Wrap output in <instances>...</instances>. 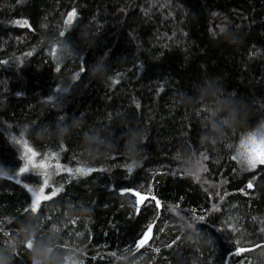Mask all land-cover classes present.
I'll list each match as a JSON object with an SVG mask.
<instances>
[{"label": "trees", "instance_id": "1", "mask_svg": "<svg viewBox=\"0 0 264 264\" xmlns=\"http://www.w3.org/2000/svg\"><path fill=\"white\" fill-rule=\"evenodd\" d=\"M73 10L63 39L75 55L58 66L48 38L59 37ZM223 27L236 43L221 34ZM96 63L107 71L102 80L91 75ZM209 78L251 102L249 124L264 116V0H0V170L12 177L0 179V248L33 221L37 239L53 224H66L58 247L82 248L84 264H125V255L127 264H264V165L244 171L232 159L243 127L216 145L204 141L207 113L182 102ZM61 81L71 84L64 112L82 126L63 140L41 138L36 132L62 114L42 98ZM24 124L31 126L25 139L39 153L37 163L56 154L48 163L75 168L90 161L97 169L73 178L49 168L44 194L62 191L37 213L24 209L32 202L29 189L42 187L45 177L32 168L16 176L24 148L9 141ZM129 126L146 133L142 162L131 173L119 149L108 156L83 151L89 129L119 136ZM191 153L208 169L199 181L185 172ZM133 192L147 198L136 203ZM182 217L200 232L197 244L185 239ZM149 224V240L137 249ZM237 247L251 250L236 255ZM12 264H28L24 245Z\"/></svg>", "mask_w": 264, "mask_h": 264}, {"label": "clouds", "instance_id": "2", "mask_svg": "<svg viewBox=\"0 0 264 264\" xmlns=\"http://www.w3.org/2000/svg\"><path fill=\"white\" fill-rule=\"evenodd\" d=\"M67 30H62L59 37L48 38L50 48L56 49V55L53 57L56 64L59 66L66 60H73L75 53L72 45L68 40L63 39ZM61 32L65 34L62 36ZM221 34L225 35L230 42L236 43L235 35L228 31L226 27L221 28ZM79 38L87 39V34L81 33ZM108 53L98 58L100 61L105 60ZM106 70L101 63H96L91 67V75L96 79H103ZM78 76L75 78L77 79ZM74 79V78H73ZM71 96V84L61 83L55 85L52 93L42 98L44 103L50 105L54 111L61 110L62 114L48 125H45L36 132V135L44 138L45 136H56L63 140L68 137L74 130L81 127V119L79 117L69 118L64 109L67 106V97ZM182 102L189 104H200L203 110L207 113L205 117V131L203 132V140L216 145L221 141L226 140L231 133H235L238 129L244 128V132L240 135L239 146L233 150L232 158L240 168L244 171L250 170V165L247 163L245 156L240 153L245 150L241 148V144L249 138L254 141H259L264 137V116H260L254 124H249L252 119L253 106L250 101L243 97H238L235 91H227L220 83L219 78H209L203 83L196 86V95L185 96ZM31 133V126L24 124L18 128L15 134H11L9 141L13 146L18 145L15 141H24L26 136ZM146 140V133L143 129L137 126H129L124 132L116 136L115 133L102 135L100 130L89 129L82 135V148L84 152L108 156L118 149L121 150L128 158L129 163L126 165L132 167V171L140 165L141 154L144 151L142 145ZM229 147L233 146L229 144ZM186 165L185 172L188 175L195 176L198 170L202 167L203 159L195 153H191L187 159L183 161ZM90 161H85L84 165L89 167ZM92 168V167H89ZM9 172L0 170V179H11ZM71 212L87 213L89 209L80 207H70ZM181 225L185 233V239L193 244H197L198 237L201 238L200 232L196 229L195 224L184 220ZM191 225V227H189ZM66 224H53L48 235L44 239H37L38 224L29 221L22 224L20 231L15 236H10L5 247L0 248V264H12L13 257L18 248L24 245L28 254V264H84L81 259L83 254L82 248L69 246L65 249L62 246L58 247L61 232ZM21 235L23 238H21ZM206 243H211L209 239ZM28 245H31L29 247ZM116 260L121 261L116 252L111 254ZM264 255V253H262ZM125 264L128 257L125 255Z\"/></svg>", "mask_w": 264, "mask_h": 264}, {"label": "snow or ice", "instance_id": "3", "mask_svg": "<svg viewBox=\"0 0 264 264\" xmlns=\"http://www.w3.org/2000/svg\"><path fill=\"white\" fill-rule=\"evenodd\" d=\"M77 13L75 10L69 12L67 14V19H65L64 24H65V30H67V26L71 25L73 23V20L75 19ZM18 24H20L21 22H17ZM21 26H28V22L27 20H24L22 22ZM65 33L61 32V35L63 36ZM53 57L56 55V49L53 48L51 50L50 53ZM26 55L30 56L32 55L31 52L27 53ZM74 79L76 77H73ZM115 82V81H114ZM17 144H22L23 148H24V154L22 159L24 160V164L23 166L19 169V171L15 174L16 176H21L24 173H28L30 168L32 169H39L42 170V175L45 177L43 180V186L40 188H30L29 191L32 193V202L30 205V208H25L24 211H31V213H37L38 209L41 207V202L42 201H48L51 200L53 197H55L57 195V193L62 191V187H57L54 188L51 192V195H45L44 191L45 188H47L49 186L50 183V179L51 176L53 175V173H50L48 171L49 168L55 167L56 172H67L69 173L73 178L76 177H83V176H88L90 173H93L95 171H97V169L95 168H89L86 167L85 165H80L78 167L75 168H70V167H63L61 164H59L58 162L55 165H52L50 163H48L49 160H58V156L56 154H50L47 157H44L43 160L39 163L36 162V157L39 155V153L34 150L31 146H29L28 142L26 140L24 141H15ZM241 148H243L245 151L240 153L242 156H245L247 159V163L250 165V170L256 169L257 165H264V137H262L259 141H254L253 139L249 138V140L242 142ZM205 159H207V157H205ZM232 159H235V157H233ZM128 171L129 173L132 172V167L128 166ZM208 169L202 165V167L198 170V174L195 175V179L196 180H200L201 179V173L202 172H207ZM205 183H207V181H204ZM253 184L252 182H249L247 185V188H252ZM123 194V193H122ZM133 195L138 197V200L136 201V203H143L144 200L147 198L146 196L140 195L139 193L133 192ZM153 200H156V206L157 207H161V202L159 200H157L154 196L152 197ZM221 199H223V197L221 196ZM179 209V205H176L172 210L173 211H177ZM214 211H218L219 208L215 207L213 208ZM137 213L140 211L139 208L136 209ZM197 220H204L205 218L203 216H197L194 217ZM189 227H191V225H189ZM152 228L153 225L149 224L147 227V231L144 233L143 238L140 239L137 244H136V248L140 249L141 247H143L149 240L150 234L152 232ZM233 231H238V229L233 228ZM262 231H264V229H262ZM237 245L240 244V241L237 240L236 241ZM29 247H31V245H28ZM251 249L248 248H244V247H237L236 249V255H239L242 252H246V251H250ZM156 251H158V249H156Z\"/></svg>", "mask_w": 264, "mask_h": 264}, {"label": "rangeland", "instance_id": "4", "mask_svg": "<svg viewBox=\"0 0 264 264\" xmlns=\"http://www.w3.org/2000/svg\"><path fill=\"white\" fill-rule=\"evenodd\" d=\"M48 171H50V169H48Z\"/></svg>", "mask_w": 264, "mask_h": 264}]
</instances>
